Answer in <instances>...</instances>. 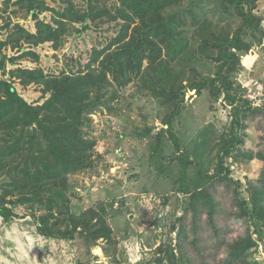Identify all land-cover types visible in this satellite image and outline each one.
I'll use <instances>...</instances> for the list:
<instances>
[{
	"label": "rangeland",
	"instance_id": "374dc122",
	"mask_svg": "<svg viewBox=\"0 0 264 264\" xmlns=\"http://www.w3.org/2000/svg\"><path fill=\"white\" fill-rule=\"evenodd\" d=\"M29 4L35 6L34 14L27 10ZM69 4L75 13L93 7L86 28L82 21L60 15L67 0H0V80L12 81L35 106L49 96L45 82L51 77L104 71L103 88H91L88 100L94 102L81 116V134L93 141L91 161L64 173L62 202L77 216L97 209L113 232L111 239L95 242L86 238L82 226L73 238L41 234L37 219L48 211L57 215L56 203L50 208L36 199L16 203L20 195L12 191L5 205L11 215H0V264H264V215H240L237 203L247 199L248 182L256 183L264 174V161L256 157L264 154V0H253L252 9L244 6L247 14L260 17V24L253 15L245 21L223 0H182L163 11L175 15L174 34L186 43L181 54L162 52L178 72L170 84L184 86L182 99L171 101L157 96L160 85L149 70L144 83L106 56L115 50L112 40L123 27L129 23L130 33L137 22L121 16V0ZM41 22L58 28L54 39L41 41ZM244 24L242 40L251 41V48L236 52L232 71H226L230 60L220 58L217 47L199 52L204 40L221 42ZM19 68L40 69L45 80L24 85L10 75ZM212 76L214 83L190 89L191 82ZM15 131L14 136L26 128ZM3 138L13 141L0 128ZM10 182L2 169L0 193ZM247 234L254 243L235 258L231 242ZM30 237L42 238L44 247L29 249Z\"/></svg>",
	"mask_w": 264,
	"mask_h": 264
},
{
	"label": "trees",
	"instance_id": "16d2710c",
	"mask_svg": "<svg viewBox=\"0 0 264 264\" xmlns=\"http://www.w3.org/2000/svg\"><path fill=\"white\" fill-rule=\"evenodd\" d=\"M180 1L182 0H121V16L131 18L133 21L137 19V22L130 33L129 23L123 27L112 40L111 44H116L115 50L106 54L111 59V64L120 66V69L124 70V74L129 72L139 74L138 78L144 83L147 81L146 74L149 70V75L155 78L157 84L160 85L161 90H156L158 91L157 96L165 97L168 100L182 99L181 90L184 86L170 84L175 81L172 75L178 72L169 65L162 52L166 49L169 53L181 54L186 48V43L174 34L175 28L171 23L175 22V15L172 18V15H164L163 11ZM223 1L230 3L245 21H247V15H253L255 21L260 24V17L255 16L252 12L247 14L248 12L244 8V6H248L249 9H252L253 0ZM67 2L66 11L61 12L60 15H64V19H78L86 28L85 17L92 13L93 7H90L87 12L75 13V9L69 4L70 0ZM92 2L93 0H89L88 5L90 6ZM35 9L34 5H28L27 10L30 13L34 14ZM70 9H72L73 15H70ZM60 24L62 27L64 26V23L60 22ZM44 26L50 30L42 29ZM37 28L42 35L41 41L54 39L56 31H58V28L52 30L51 26L42 22L38 23ZM246 30L244 24L232 32L231 38L225 37L221 42L215 38L211 44L204 40L203 43H205L199 46V52L206 53V48L217 47L220 58L226 61L230 60L226 64V71H232L235 68V62H237L236 52H247L251 48V41L242 40ZM30 37L34 36L30 34ZM171 48L174 49V52ZM105 62L102 61V63ZM143 63H145L144 66ZM42 74V71L37 68H19L10 72L11 77H18L24 85L43 82L45 79ZM223 76L225 75L223 74ZM51 78L53 79L45 82L49 96L42 104L35 106L29 104L17 92L12 81L0 80V128L9 132V135L13 137L12 142L4 138L0 140V171L5 168L11 177V182L3 187L0 193V215L4 217L11 215V210L5 206L6 195L17 191L20 196L16 198V203L36 199L40 203H47L48 208H50L51 202L56 203L59 208L57 215L48 211L37 219V230L41 234L73 238L78 228L82 226L88 231L84 233L87 239L94 242L100 238L109 240L113 230L97 209L85 211L77 216L71 214L68 205L65 203L64 206L62 202L66 196L64 173L86 167L91 161L90 149L93 141L81 134V116L94 102V100L89 101L88 97L91 88L97 85L100 89L103 88L105 73L101 71L93 76L89 74L87 77L62 75ZM215 81V76L203 78L191 82L189 87L199 91L205 85ZM84 100L87 101L84 102ZM243 102L246 106L249 105L246 100ZM247 107L252 108L251 106ZM166 123H169L168 119ZM21 125L26 128V131L14 136L15 130ZM30 126L33 128L28 130ZM230 143L229 141L228 145ZM228 149H230V145L225 153L229 152ZM21 151H26L24 157ZM19 154L22 155L20 160H15ZM256 157L264 161V154L257 152ZM227 176L224 175V177ZM52 183L56 185L55 189L49 186ZM41 186H43L42 190H40ZM245 190L248 193L247 199L241 197L237 200L240 215L262 218L264 215V174L256 183L249 181ZM27 192H32L34 195L29 196L30 194ZM102 212H105V208H102ZM250 238V235L247 234L232 241L231 255H234L235 258L243 255L246 249L254 243ZM115 262L121 264L118 261Z\"/></svg>",
	"mask_w": 264,
	"mask_h": 264
},
{
	"label": "clouds",
	"instance_id": "9594fccd",
	"mask_svg": "<svg viewBox=\"0 0 264 264\" xmlns=\"http://www.w3.org/2000/svg\"><path fill=\"white\" fill-rule=\"evenodd\" d=\"M33 245L44 247V243L42 242V238L36 237L35 240H33L31 237L29 238V249L33 247ZM46 264H55L54 260H48L46 261Z\"/></svg>",
	"mask_w": 264,
	"mask_h": 264
},
{
	"label": "built area",
	"instance_id": "2783aa9c",
	"mask_svg": "<svg viewBox=\"0 0 264 264\" xmlns=\"http://www.w3.org/2000/svg\"><path fill=\"white\" fill-rule=\"evenodd\" d=\"M248 96H249L250 99L253 100V101H254V99H256V98H255L256 96H253V95H250V94H249ZM259 96H261V95L259 94Z\"/></svg>",
	"mask_w": 264,
	"mask_h": 264
}]
</instances>
